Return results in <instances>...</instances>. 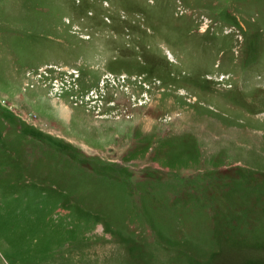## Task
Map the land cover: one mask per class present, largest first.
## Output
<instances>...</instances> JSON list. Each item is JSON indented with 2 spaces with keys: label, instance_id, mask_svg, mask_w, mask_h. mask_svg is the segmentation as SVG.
<instances>
[{
  "label": "rangeland",
  "instance_id": "1",
  "mask_svg": "<svg viewBox=\"0 0 264 264\" xmlns=\"http://www.w3.org/2000/svg\"><path fill=\"white\" fill-rule=\"evenodd\" d=\"M0 264H264V0H0Z\"/></svg>",
  "mask_w": 264,
  "mask_h": 264
},
{
  "label": "trees",
  "instance_id": "2",
  "mask_svg": "<svg viewBox=\"0 0 264 264\" xmlns=\"http://www.w3.org/2000/svg\"><path fill=\"white\" fill-rule=\"evenodd\" d=\"M74 153H72V154H70L69 156H72ZM80 159H83V158H80ZM83 160H86V159H83ZM107 169H109L108 167H107Z\"/></svg>",
  "mask_w": 264,
  "mask_h": 264
}]
</instances>
